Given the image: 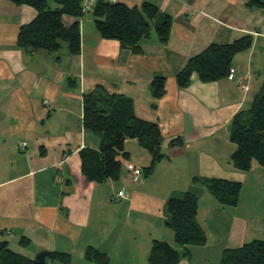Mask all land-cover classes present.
I'll list each match as a JSON object with an SVG mask.
<instances>
[{
	"label": "crops",
	"instance_id": "crops-1",
	"mask_svg": "<svg viewBox=\"0 0 264 264\" xmlns=\"http://www.w3.org/2000/svg\"><path fill=\"white\" fill-rule=\"evenodd\" d=\"M118 1L130 7L149 2L169 15L167 40L153 30L134 53L102 38L92 14L91 22L88 14L64 15L65 24L79 22L80 52L71 54L65 42L56 52H30L16 37L36 10L0 0V242L44 264H71L74 255L79 264H99L85 259L88 246L107 253L108 264H150L152 240L175 246L167 199L189 191L197 197L207 241L189 246V259L178 264H204L209 257L219 263L224 249L264 240V167L254 160L247 171L234 167L229 138L232 117L250 106L263 83L264 7L248 0ZM244 34L252 44L234 55L231 76L204 82L193 75L187 87L177 85L175 74L189 57ZM156 75L165 77L159 98L150 91ZM98 85L130 98L136 116L160 127L163 156L140 181L129 178L124 160L145 168L152 156L135 138L125 140L117 179L96 182L82 173L79 151L100 143L83 126V94ZM175 139L179 143L171 145ZM194 177L240 181L239 202L218 203ZM122 190L126 197H115ZM56 253L69 262L54 259Z\"/></svg>",
	"mask_w": 264,
	"mask_h": 264
},
{
	"label": "trees",
	"instance_id": "trees-1",
	"mask_svg": "<svg viewBox=\"0 0 264 264\" xmlns=\"http://www.w3.org/2000/svg\"><path fill=\"white\" fill-rule=\"evenodd\" d=\"M16 5H28L36 10L35 16L19 26L16 43L33 52L39 49L56 52L66 43L71 54L80 52V28L78 20L65 24L64 15L78 18L82 12L80 0H52L56 7H48L47 0H10ZM248 4L264 7V0H248ZM96 31L104 39L117 40L120 46L131 52L141 51L140 41L149 37L154 30L158 39L165 42L169 36L171 17L161 13L149 2L140 6L99 0L90 11ZM252 44V36L244 34L231 42L210 43L201 52L189 57L175 74L176 83L185 88L195 75L204 82L225 78L231 71L233 57L245 51ZM165 77L156 75L150 83V91L155 98L164 92ZM83 126L100 138L98 149L83 147L80 151L81 170L86 179L101 182L117 179L120 174L121 159L127 157L125 140L137 139L152 156L148 167L142 168L149 174L162 158L161 130L157 123L136 116L130 98L108 93L102 86L83 94ZM230 141L235 144L231 161L239 170L247 171L252 161L264 167V79L260 91L247 109L237 112L230 122ZM179 139L171 141L174 145ZM202 182L212 197L224 206H235L239 202L242 183L220 177H194ZM169 221L173 230L175 246L165 240H152L147 261L150 264H178L189 259V246H201L207 241L206 233L197 219L198 200L189 191L181 196H170L166 201ZM21 239V243H26ZM86 260L108 264L109 256L93 246L85 250ZM54 259L67 263L68 255L54 254ZM0 264H44L8 249L5 241L0 242ZM218 264H264V240L254 239L235 248L222 251Z\"/></svg>",
	"mask_w": 264,
	"mask_h": 264
},
{
	"label": "rangeland",
	"instance_id": "rangeland-1",
	"mask_svg": "<svg viewBox=\"0 0 264 264\" xmlns=\"http://www.w3.org/2000/svg\"><path fill=\"white\" fill-rule=\"evenodd\" d=\"M55 4H54V2L52 1V0H48V7L49 8H51V9H54L55 8ZM84 14H88V15H86V18H85V20L86 21H88V22H91L92 21V16H91V13H84ZM124 163H125V160H124ZM135 164V163H134ZM135 165H137V164H135ZM125 166V165H124ZM138 166V165H137ZM138 167H140L141 168V170H142V167L141 166H138ZM128 175H129V178L132 180V181H134L133 180V177H132V173H130L129 171H128ZM142 175L144 176V174H143V171H142ZM142 175H141V177L139 178V180H137V181H140V180H142ZM160 178L161 179H163L165 182H169V183H173L174 181H173V179L170 177V176H160ZM158 180V178L156 179V181ZM134 182H136V181H134ZM249 182H252V179L250 178L249 180H248V182L246 183V189H248V188H250L251 186H252V184H248ZM245 192V191H244ZM115 197H117V196H115ZM119 197H124V195H119ZM246 198H248V195H246ZM253 200V198L251 199V201ZM227 208H229V207H227ZM163 239H165V238H163ZM173 244V243H172ZM199 252H201V253H203L202 251H199ZM201 253H200V255H201ZM203 254H209V252H207V253H203ZM200 255H199V253L198 254H196V258H194V263H199L200 262V260H199V258H200ZM207 256V255H206ZM79 261H80V259L78 258V256L76 255H74L73 256V262L71 263V264H79ZM82 261V260H81ZM55 264H59V263H57V262H54ZM218 263V260H215L214 258H211V257H209V258H207L206 260H204V264H217Z\"/></svg>",
	"mask_w": 264,
	"mask_h": 264
},
{
	"label": "built area",
	"instance_id": "built-area-1",
	"mask_svg": "<svg viewBox=\"0 0 264 264\" xmlns=\"http://www.w3.org/2000/svg\"><path fill=\"white\" fill-rule=\"evenodd\" d=\"M80 1H81L82 12L89 13L93 9L94 5L99 0H80ZM104 1L113 3V2H117L118 0H104ZM228 76H231V74L229 73ZM19 145H20V147H24L25 142L23 141ZM124 165H125L126 170L129 171L130 173H132L133 180L134 181L139 180V178L142 175L141 168L138 167L137 165H135L134 163L130 162V161H125ZM119 195H124V197H126L127 194H126V192H124L122 190L116 196H119Z\"/></svg>",
	"mask_w": 264,
	"mask_h": 264
},
{
	"label": "bare ground",
	"instance_id": "bare-ground-1",
	"mask_svg": "<svg viewBox=\"0 0 264 264\" xmlns=\"http://www.w3.org/2000/svg\"><path fill=\"white\" fill-rule=\"evenodd\" d=\"M145 177V176H144Z\"/></svg>",
	"mask_w": 264,
	"mask_h": 264
}]
</instances>
